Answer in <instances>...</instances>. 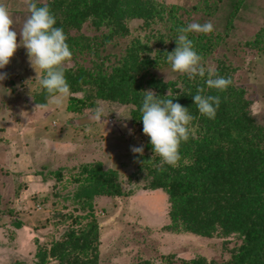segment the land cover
I'll use <instances>...</instances> for the list:
<instances>
[{
	"label": "rangeland",
	"instance_id": "rangeland-1",
	"mask_svg": "<svg viewBox=\"0 0 264 264\" xmlns=\"http://www.w3.org/2000/svg\"><path fill=\"white\" fill-rule=\"evenodd\" d=\"M156 1L162 3L166 22L157 21L147 28L141 19L129 20L121 49L131 47L133 41L139 43L140 58L160 62L155 67L149 61L154 76L178 80L186 74L172 71L166 60L173 50L167 12L172 5L189 8L198 0ZM29 2L0 0L13 20L18 43L9 64L0 69L6 73L0 80V264H33L37 247L49 249L70 230L77 237H66L42 264H62L77 255L89 264H188L195 258L208 264L228 262L238 240L223 236L219 227L200 234L184 228L170 231L165 228L169 223L165 190L147 189L145 177L136 180L131 176L139 172L138 157L153 159L158 155L147 147L142 126L122 118L130 117V105L98 101L104 117L97 119L89 107L84 111L67 109L72 106L71 93L59 104L54 96L45 106L32 103L34 93L41 89L43 73L30 65L19 35L29 15ZM196 18L198 23L199 16ZM87 23L81 32L89 36L111 28L99 30ZM263 23L264 0H246L226 46L214 55L219 62L224 60L232 87L245 98L255 123L264 127V55L250 44ZM157 35L163 36L162 42ZM215 58L201 60L206 70L217 69ZM74 64L69 61L67 66ZM139 145L144 146L143 155L133 154L130 146ZM95 162L105 170H115L121 191L95 196L91 210L82 211L73 196L83 180L82 166ZM16 220L21 222L20 228L14 226ZM84 244L88 249L82 255L80 246Z\"/></svg>",
	"mask_w": 264,
	"mask_h": 264
},
{
	"label": "trees",
	"instance_id": "trees-1",
	"mask_svg": "<svg viewBox=\"0 0 264 264\" xmlns=\"http://www.w3.org/2000/svg\"><path fill=\"white\" fill-rule=\"evenodd\" d=\"M245 1L198 0L189 8L172 5L167 12L172 23L167 32L171 48L176 47L173 39L177 29L197 22L199 16L198 23L211 22L213 31L208 34L191 32L188 37L202 59L215 58L218 49L226 46ZM44 4L55 16V26L63 29L72 53L69 61L75 62L67 66V61L64 65L72 103L67 109L84 111L89 107L94 112L98 101L130 105L132 121L142 126L138 120L139 106L144 90H152L161 98L178 101L192 114V135L180 144V158L175 166L162 165L159 156L153 159L140 156L137 158L139 172L131 174L136 180L145 177V188L163 189L167 193L169 223L165 228L170 231L184 228L200 234L219 227L223 236H232L239 242L224 264H264V127L255 123L241 92L232 84L223 91L209 88L205 84L206 77L199 76L189 79L184 75L178 80L163 81L150 71L149 61H154L137 55L139 43L133 41L131 47L121 49L129 20L141 19L147 28L157 21L166 22L159 1L50 0L37 3V6ZM85 22L99 30L106 26L111 28L89 36L81 32ZM162 38L159 35L157 40L162 42ZM250 44L264 55V23ZM221 61L217 60L216 74L231 80L224 60ZM154 63L158 67L160 62ZM198 90L202 95L220 97L215 118L201 115L193 104L192 95ZM51 97L41 87L34 93L32 103L45 106ZM148 139L146 136L147 147L152 151ZM81 172L83 180L73 197L82 211L91 210L95 196L121 191L115 170H105L99 162L83 165ZM14 226L20 228L21 222L16 220ZM74 235L70 230L62 236L61 242L49 249L37 247L33 264H42L48 253L54 255V249L63 244L66 237ZM80 248L83 249L80 254L87 253L86 244ZM61 255L67 256L66 253ZM62 264H89V260L77 255ZM188 264L208 263L195 258Z\"/></svg>",
	"mask_w": 264,
	"mask_h": 264
},
{
	"label": "clouds",
	"instance_id": "clouds-1",
	"mask_svg": "<svg viewBox=\"0 0 264 264\" xmlns=\"http://www.w3.org/2000/svg\"><path fill=\"white\" fill-rule=\"evenodd\" d=\"M28 11L29 15L19 35L23 40L30 65L34 69L42 70L43 75L39 84L47 94L54 96V102L59 104L63 97L70 94L64 65L71 59L72 53L66 43L63 29L55 26L56 18L47 4L37 6L36 0H30ZM12 25L13 20L8 9L0 4V69L9 64L18 47L17 32ZM212 31L211 22H191L178 28L177 36L173 39L176 47L168 52L166 60L170 63L172 71L186 74L189 79L196 76L206 77L207 87L223 91L231 84V80L217 75L213 68L206 70L201 63L202 57L196 52L193 41L188 37V33L191 32L208 34ZM5 78L6 73L0 72V80ZM192 101L201 115L209 119L215 118L220 103L219 96L202 95L198 90L192 95ZM103 112L102 107H97L94 110V118L101 119L104 117ZM139 112L138 120L142 123V133L149 138L148 143L152 152L160 157L162 165L175 166L180 158V144L186 142L192 135V114L178 101L170 97L161 98L152 90H144ZM122 118L126 120L131 117ZM122 126L127 127L126 124ZM128 131L131 134L132 130ZM143 150V145L130 146L133 154L143 155Z\"/></svg>",
	"mask_w": 264,
	"mask_h": 264
}]
</instances>
